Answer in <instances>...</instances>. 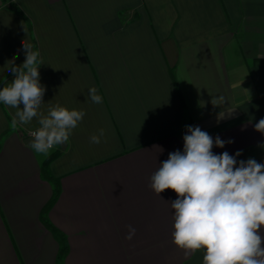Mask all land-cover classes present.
<instances>
[{
	"label": "crops",
	"instance_id": "0c3cea01",
	"mask_svg": "<svg viewBox=\"0 0 264 264\" xmlns=\"http://www.w3.org/2000/svg\"><path fill=\"white\" fill-rule=\"evenodd\" d=\"M24 42L39 52V111L60 105L85 116L48 154L60 151L48 164L59 193L46 211L66 239L60 259L40 218L53 193L41 174L48 155L24 142L40 125L13 127L17 109L0 102V264H203L204 250L185 257L172 242L177 195H156L151 176L183 151L186 126L232 141L214 154L264 163L255 129L264 118V0H0V89L15 79L6 65L25 61Z\"/></svg>",
	"mask_w": 264,
	"mask_h": 264
},
{
	"label": "clouds",
	"instance_id": "9594fccd",
	"mask_svg": "<svg viewBox=\"0 0 264 264\" xmlns=\"http://www.w3.org/2000/svg\"><path fill=\"white\" fill-rule=\"evenodd\" d=\"M26 59L22 65L10 61L6 70L15 79L0 89V102L17 109L12 126L27 125L34 118L40 125L30 132L28 142L36 153L47 156L56 145H64L72 131L83 120L85 112L55 105L45 115L40 112L45 87L39 82V52L24 42ZM93 103H101L97 89L88 90ZM223 97H213L212 104L223 103ZM20 105H23L21 108ZM183 151L169 153L151 176L150 187L156 195L165 190L176 193L170 202L174 210L172 242L185 257L204 250L203 264H264V163L255 159L237 161L227 151L214 154L213 147L224 148L219 137L215 140L199 126H186ZM264 133V118L255 124ZM105 130L90 137L98 144ZM136 229L129 225L131 240Z\"/></svg>",
	"mask_w": 264,
	"mask_h": 264
},
{
	"label": "trees",
	"instance_id": "16d2710c",
	"mask_svg": "<svg viewBox=\"0 0 264 264\" xmlns=\"http://www.w3.org/2000/svg\"><path fill=\"white\" fill-rule=\"evenodd\" d=\"M14 11H16L18 14L23 15L16 7L11 6ZM60 153L59 150H56L52 152L50 155H48L47 159L45 160L42 168H41V174L44 178L48 179L53 186V193L52 197L50 198L49 202L44 206L42 212H41V221L44 223V225L51 231L54 238L58 241L60 245L59 249V255L58 258L62 259L64 254L66 253V239L65 236L55 227L53 226L46 217V211L47 209L54 203L56 200L58 193H59V183L58 180L51 176V174L48 171V164L49 162L58 154Z\"/></svg>",
	"mask_w": 264,
	"mask_h": 264
},
{
	"label": "water",
	"instance_id": "95a60500",
	"mask_svg": "<svg viewBox=\"0 0 264 264\" xmlns=\"http://www.w3.org/2000/svg\"><path fill=\"white\" fill-rule=\"evenodd\" d=\"M31 140V136H28V137H26L25 139H24V142L26 143V144H28V142ZM64 146H65V144L64 145H59V147L61 148V149H64Z\"/></svg>",
	"mask_w": 264,
	"mask_h": 264
}]
</instances>
